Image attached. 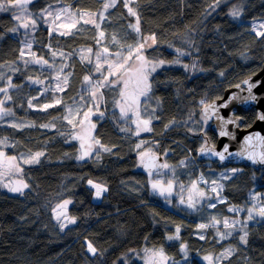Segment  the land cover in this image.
<instances>
[{
    "label": "trees",
    "instance_id": "trees-1",
    "mask_svg": "<svg viewBox=\"0 0 264 264\" xmlns=\"http://www.w3.org/2000/svg\"><path fill=\"white\" fill-rule=\"evenodd\" d=\"M103 3L104 0H33L28 11L37 18V25L27 31L29 39L25 41L26 30L9 31L18 24L14 19L16 10L0 12V71L4 72L0 87L9 82V77L16 86L9 88L11 100H5L4 93L0 100H5L4 107L11 109V118L18 117L32 125L14 128L11 123L0 121V141H5L0 150L18 158L44 153L39 163H20L22 179L28 184L23 194L0 189V264H143L138 259L141 251L161 248L172 261H177L184 256L181 244L187 247L188 264H207L200 257L211 255L214 259L227 247L235 249L232 255L213 260L212 264H264V219L246 221L245 227V210L241 214L229 211V207L243 208L248 204L251 191L260 193L264 204V170L238 166V171L228 179H219L223 202L215 208L189 212L164 206L150 192L146 172L136 168L141 159L139 153L152 152L163 155L175 174L184 180L202 173L210 181L215 176L207 169H222L214 163L206 165L195 160L199 147L215 142L209 127L199 120L200 102L221 97L226 88L261 67L264 35L257 36L250 21L264 18V0H222L207 15L216 0H136L131 4L140 16V36L154 33L157 37L158 43L147 48L145 56L171 62L177 59V48L186 55L179 57V65L166 63L150 77L152 98L144 107L150 112V101H159L154 108L159 119L152 121L150 132L137 136L133 134L136 125L132 121L122 123L115 104L121 86L106 87L99 106L104 115H93V134L111 152L97 145L90 158L78 160L79 145L71 138L74 129L64 117L66 105L84 96V76L89 75L93 81V65L81 61L77 50L107 47L115 53L119 45L111 43L113 35L122 44L135 45L140 36L128 24H134L136 18L129 16L123 0H118L117 6L106 13L107 19L100 21V29L79 19L69 35H62L50 33L48 25L43 24L41 10L58 4L75 13L99 12ZM234 6L241 9L238 20L228 14ZM100 31L105 37L97 44ZM23 42H32L31 52L43 56L53 67L25 64L32 57H20ZM52 52L57 53L55 58ZM183 65L189 67L185 69ZM56 74L61 79L67 77L68 83L64 91L51 94L46 87H55ZM35 80L42 83H34ZM56 99L62 104L43 107ZM241 116L242 126L248 127L255 111L250 109ZM170 121L175 123L166 129ZM120 125L128 130L120 131ZM188 157L194 162L181 166L180 162ZM88 180L105 185L101 201L92 200ZM65 200L70 201L65 209L68 217H75L76 221L61 230L59 224L64 221H57L53 209ZM213 216L221 221L217 225L221 232L227 231L223 228L224 218L241 223L233 235L220 239L216 228L197 227L209 223ZM177 227L179 239L168 240V236L177 235ZM241 228L248 232L246 244L240 242ZM201 235L205 239H200ZM88 242L97 249L95 255L87 252Z\"/></svg>",
    "mask_w": 264,
    "mask_h": 264
},
{
    "label": "snow or ice",
    "instance_id": "snow-or-ice-1",
    "mask_svg": "<svg viewBox=\"0 0 264 264\" xmlns=\"http://www.w3.org/2000/svg\"><path fill=\"white\" fill-rule=\"evenodd\" d=\"M33 0H7V3L0 2V12H9L16 10L14 13V19L17 21H20L18 26L13 27L9 29V31L16 33L18 32L21 28L25 29V35H27V30L28 29H35L37 25V18H34V14L32 12L28 11V5L32 3ZM136 0H123V6L124 8L127 9L128 15L133 16L136 18V22L128 24V28L133 30L135 33H137L138 36H140L141 29H140V16L138 12L131 7L130 5L135 3ZM222 2V0H216L217 5H219ZM118 0H104V3L102 5V10L99 12H85V11H78L77 15L83 19L85 16L88 17V19H84L85 24H94L97 29H100L101 25L96 22V19L98 18L101 22L105 21L107 19L106 13L108 12L109 9L115 8L117 6ZM47 10L42 9L41 12H45ZM62 11H67V9H63ZM48 15H52L51 12L47 13ZM229 15H231L233 18H238L241 15V9L234 6L233 9L230 11ZM42 18V17H41ZM57 19L60 18L59 15L56 17ZM79 23V20H74L71 23L62 25V27L66 29H75ZM261 27H264V24L261 25ZM55 29L50 28V33L54 31ZM62 35H69L70 31H65L61 33ZM257 36H262L264 33H261L260 31L256 32ZM105 37V33L103 31H100L98 33V39H97V44L101 42ZM148 40H151V44H148ZM111 43L114 45H119V51L115 53H111L107 47L103 48L102 53H97V61L95 63V72L101 73L103 76L102 80L97 81L96 85H93V87L89 90V96L92 100H100L103 98V94L99 92L100 88L104 87H120L121 84L124 85L123 88L120 89L119 93V99L115 101V104L117 107L120 108L121 116L127 120L131 118L129 116V113L132 114V116L135 117L133 120V123L136 125V131L133 133L134 135L139 136L141 132H150L152 131L151 124L154 119H159L158 116L155 115V109H152L151 112L147 110V108H143L142 111V106L146 103V101L151 99V93H152V88L153 85L150 81V77H152V73H155L157 69L162 68L166 63H175L179 64L181 61L179 60L180 56L186 55V53L180 49L177 48V59L171 62H167L164 60H152L149 59L147 56L144 55V52L146 51L147 48L152 47V45H156L158 43L156 35L153 33L151 36H140V40L135 44H122L120 42V39L117 38L116 35H113ZM171 47V45H169ZM25 47L29 50L28 53L25 52L24 48L20 50V57H24L26 54L31 55L32 60H25V64L28 63H35L39 64L42 67L44 65H48L49 67H53V65H49L48 60L44 59L43 56H37L36 53L31 52L32 48V42H27ZM88 52H92V49L89 48L87 49ZM127 51V55H123V53ZM57 55L56 52H52L53 58H55ZM60 55H64L63 53H60ZM83 60H88L89 63H91V60L88 57H82ZM136 62V67L129 71V65L132 61ZM103 61V63H101ZM107 66V75H103L101 72V69L104 66ZM185 69H187L189 66L188 65H183ZM195 65H193V68ZM13 71H16V69H13ZM122 74H128L129 79L125 80L123 78ZM4 78V73L0 71V79ZM31 79V78H29ZM57 88L56 91H64V87H61L60 85V77L57 76ZM84 83L85 84H91L92 80L89 75H85L84 78ZM34 83H42L40 80H35ZM64 85L66 86L68 83L67 77H64L63 80ZM132 85V90L131 92L128 91L129 85ZM244 84H246L247 87V95L240 97V96H233L231 100H240L241 103L243 104H249V103H256L260 99H264V95L258 96L253 93V89L257 88L260 86L261 83H264L262 81H257L255 83L251 82V79H247L243 81ZM16 87L11 83V77H9V85L8 87L5 88H0V93L5 94V100H11L12 97L8 95L9 88ZM237 88L240 87V85H236ZM86 99L85 96H81V100ZM219 99V97L217 98ZM5 100H0V121H2L5 117L12 116L13 113L11 109H7L4 107ZM231 100L228 102L230 103ZM201 105H202V120L207 123L209 120H211L213 117H215L216 120L219 121V136L220 137H226V136H231L232 134L226 130L227 125L229 124H236L240 117H235V118H227L225 119L224 117L220 116L219 114V107H227L228 103H225L223 105H217L215 101L212 103H207L204 100H201ZM56 104H62V101L59 99H56L53 104H45L43 107L45 109L54 107ZM157 106H159V101H157ZM29 107H32V102L29 100ZM72 115V109L68 108V115L64 117V119L68 120V123L72 125L73 129H75L76 125L73 122V119H70L69 117ZM77 115H79V110H77ZM92 115V110L91 108L89 111L84 112L83 118L79 120V123L83 126L85 122L90 123V117ZM104 113H100V116L103 117ZM142 115H147L149 118L144 119L142 118ZM257 119L260 121H264V112H259L257 114ZM175 121H170L169 124L165 125V128L167 129L170 125L174 124ZM12 127H22V125H17V124H12ZM32 126V125H29ZM49 125H42V127H48ZM91 128H95L94 124H91ZM203 131V129H202ZM71 138L73 139H81L83 141V136L77 135V136H72ZM93 142L96 145H100V148L103 149L105 152H111L110 148H107L100 144L99 140H95L93 137ZM248 141H251L253 139L252 136H249L246 138ZM255 139L260 140L262 143H264V137H260L259 134L256 135ZM5 143V141H0V144ZM143 143V142H142ZM83 147V144H82ZM137 149L141 147L140 144H138ZM200 152L202 154H210L212 156L219 157L221 161H224L225 159L231 157L234 155L233 153H230L228 151V146L225 145L224 149L222 151H216L212 148H207V147H202L200 149ZM99 153V149L97 150V155ZM92 154V148L91 146L87 151H83L80 156L77 157L78 160H84L86 157L90 158V155ZM242 153H237L235 155H241ZM44 155L43 152H36V153H31L28 155L26 159L23 160L24 163L26 164H34V163H39L40 157ZM141 157V163L143 166L147 169L149 177L153 176H160L163 175L162 170L164 169H170L171 166L167 163H158L157 162V157L155 156L154 153H144L141 152L139 153ZM0 157H5V153L0 150ZM249 158L255 160V155L253 153H249ZM17 158L16 157H7L8 161H15ZM260 161L264 162V154H261L260 156ZM185 162L182 161L181 164H184ZM0 167H3V162L0 161ZM13 169H15L17 172L21 171L16 164H9L8 165V172L12 173ZM232 173H235L238 171V169H231L230 170ZM229 177L227 174L222 175V179H228ZM172 183L173 181L169 180L167 182V187H164L160 180L158 179H153L151 180V188L154 193L158 192L161 196H165V199H167V196L165 193H170L172 190ZM89 185H92L96 189L95 195L97 197H100L101 193L103 191H106L103 186L99 184H94L93 181L89 180L88 181ZM212 187H211V193H215L216 196L215 198L211 197L208 193H206L203 190H196L197 189V184L195 181H193L192 184V189L196 190L195 195H189L187 201H185L183 198L181 199L180 203L185 204L188 209L192 211H197V204H200L201 201L207 202V207L209 208H215L216 207V202H213V199H215L217 202H223L222 199L220 198V194L223 190V185L220 184L218 181L213 180L211 182ZM5 187H9V190L12 192H18L23 194V190L28 187V184L24 183L23 181L17 182L14 186L10 185H4ZM260 194H253L250 199L252 201H257L259 199ZM70 203V201L65 200L61 204H57L56 207L53 209V214L57 221H64L60 222L59 227L61 230H64L68 224H74L76 221L75 217H68L65 209L67 205ZM229 211L231 212H236L238 211L237 208L232 207L229 208ZM248 216H247V221H255L259 217L260 219H264V204H258V203H253L252 207L248 208ZM221 221L217 219L215 216L211 218L209 223L207 224H199L197 227L199 229H207L209 227L216 228L217 230V235L219 236L220 239H225L227 236L233 235V232L236 230V226L240 224V221L232 220L229 221L228 218H224L223 220V228L227 231L221 232L219 228H217V225H219ZM245 227L247 225V222L245 221ZM180 229L177 227V235H170L167 237L168 240H175L179 239L178 233ZM240 231L243 232V235L240 236V242L246 244L247 243V236L248 232L244 230V228H241ZM200 239H205L203 235L200 236ZM181 252L184 253L185 258H187L188 252H187V247L184 244H181L180 246ZM235 249L233 248H228L225 249L223 253L220 254V256L216 257L217 260L221 258H227L228 256L232 255V252ZM87 251L89 253H92L93 255L96 254L97 249L93 246L91 242L87 243ZM145 255L148 257L145 260V264H169V261L171 260L170 257H168L163 249H145ZM205 261H208L209 264H212L213 262V257L211 255H205L203 257ZM171 264H177L175 261H171Z\"/></svg>",
    "mask_w": 264,
    "mask_h": 264
},
{
    "label": "rangeland",
    "instance_id": "rangeland-1",
    "mask_svg": "<svg viewBox=\"0 0 264 264\" xmlns=\"http://www.w3.org/2000/svg\"><path fill=\"white\" fill-rule=\"evenodd\" d=\"M217 6H219V5H217V3L214 4L213 6H211L210 9L208 10V12H206L205 15H207L208 13H211L212 11H214ZM236 7H238V6H236ZM63 9H67V11H62ZM232 9H233V7L230 8L228 14L230 13V11ZM46 10L47 11L41 13V14H43V16L45 18V20L43 21V24L45 23V25H48L49 29L50 28L51 29H55L54 31L57 32V33H60V34L63 33V32H65V31H70L71 32V30H72V29L71 30L66 29V28L62 27V25L71 23L74 20H79V19L81 20V18L77 15V13H75L74 11H72V10H70L68 8L62 7V6L58 5V4L57 5H53L52 4ZM48 12H51L52 15H48L47 14ZM57 15L60 16L59 19L56 18ZM229 16L231 18H233L231 15H229ZM84 19H88V17L85 16L82 20L84 21ZM233 19L238 20V19H240V17L233 18ZM96 22L97 23H100V20L97 18L96 19ZM17 23L19 24L20 21H17ZM250 23H251V28H252L253 32L256 33L257 31H260L262 33L264 31V27H261V25L264 24V18H258L256 20H251ZM18 24H17V26H18ZM21 30H24L25 31V29H23V28H21ZM30 30H33V29L30 28L27 31H30ZM28 35L29 34L24 35V37H23L24 41H25V39H29V38H26V37H28ZM147 36H151V35H147ZM147 36H145V37H147ZM26 43L27 42H23L22 43V46H23L25 52L28 53V50L25 47ZM147 43L148 44H151V40H148ZM152 46H154V45H152ZM89 48L90 47H82V48H79L77 50V55L81 59V61H82V57H88L91 60V63H89L88 60H83V62H85L87 64H90V65H93V69L91 70V75L93 77V81H92L91 84H85L84 85V96L86 97V99L81 100V97H78L76 99L77 101L75 100L73 103H69V104L66 105V116L68 115V108H71L72 109V115L69 118L70 119H73V122L76 125L72 136H77V135L83 136V141L81 139H75L78 142V145H79L78 146L79 147L78 156H80L83 151H87L90 146H91L92 150H94L96 148L97 145L93 142V139H92L93 137L95 138V136L93 134L94 130H93V128H91V124H93V119L92 118H93V115H95L96 113H102V111L99 110V106L101 108L102 99H100V100H92L90 98V96H89V90L93 87V85H96L97 84V81L103 79V76H99V75H101V73L95 72V63L97 61V53H102L103 50L97 49V48L96 49H92L91 48L92 49V52H88L87 49H89ZM127 54H128L127 51H125L123 53V55H127ZM25 56L28 57L29 54H26ZM28 60H29V57H28ZM31 60H32V58H31ZM31 60H29V61H31ZM101 63H103V61H101ZM179 64H177V65H179ZM136 66H137L136 65V62L133 60L130 63V65H129V71H131L132 69H134ZM101 72L103 73V75H107L108 74L107 73V66L106 65L101 69ZM122 75H123V78L125 80H128L129 79V75L128 74H122ZM57 76H59V75L56 74L54 76V78H53V84H54L55 87L54 88H51L50 86H47L46 87V90L51 91V94H55V92H57L56 91V88H57V79H56V77ZM63 80L64 79H61L60 78V85H61V87H64L65 88V85L63 83ZM8 85H9V82H6L0 88L8 87ZM120 86H121V88L124 87L123 84H121ZM105 88L106 87L100 88L99 89V92L101 93ZM128 91L130 92V90H128ZM0 95H3V93H0ZM151 98H152V96H151ZM89 99L91 100V102H90ZM150 102H152V106H153L152 109L158 107L157 106V100L156 99H152V101H150ZM91 104H93L94 106L91 105ZM90 108L92 110V115L90 117V123L85 122V124L82 126L79 123V120L83 118L84 112L89 111ZM116 108H118V110H119L118 118L122 121V123H126V122L130 123L131 121L133 122V120L135 119V117L132 116L131 113H129V116L131 118L125 120L121 116L120 108L117 107V106H116ZM143 108H145L144 105L142 106V111H143ZM77 110H79V115H77ZM200 113H201V110H200ZM201 117H202V115L200 116V119L199 120L202 122V124H206V126H208L209 123L208 122L205 123L202 120ZM142 118L148 119L149 117L147 115H142ZM3 120L4 121H7V122H9L11 124H17V125H22V126L30 125V122L29 121L24 120V119H20L18 117H16V119H14L13 117L11 118L10 116H8V117H5ZM127 130H128V128L120 125V131L126 132ZM134 132L135 131H133V133ZM199 135H201V133ZM82 144H83V147H82ZM149 149L150 148H148L147 150H149ZM7 157H14V156H10V155H7L5 153V157H0V161L3 162V167H0V189L6 191L8 193H17L18 194V192H12V191H10L9 190V187H5L4 185L14 186L17 182L23 181V179H22V172L21 171L17 172L15 169H13L12 173H9L8 172V165L10 163L11 164H16V165H18V167L20 169V163L23 162V160L26 159L28 157V155L23 156V157H20V158L16 157L17 159L15 161H8L7 160ZM183 161L185 163L184 164H181V162H182L181 161L180 162L181 166H183V165H185V164H187L189 162L190 163L194 162V160H192L191 157H188L187 160H183ZM167 164H169V163H167ZM205 164L206 165H209L210 162H206ZM234 168L235 169H239V167H237V166H225V167H222V169H220V170H215L213 168H208L207 170H208V172L214 174L215 177H214L213 180H216V181H218L220 183L219 179L222 178V175L223 174H227L228 177H230L231 175L234 174V173H232L230 171L231 169H234ZM162 172H163V175L153 176L151 178L149 177L148 172H146V175H147V184H148V188H149L150 192H152L154 195L158 196L159 199L162 201V204L164 206L168 207V208L177 209V210H184V211H189V212H195V211H192V210L188 209L187 206H186V203L185 204H181L180 201H181L182 198L185 201H187L189 195H195L196 190H203V191H205L206 193H208L213 198H215V196H216L215 193H211V187H212L211 182L213 180L208 181L202 173H199V175H197L194 178H191V179H186L185 178V180H184L183 178H181L177 174H175V171H173L172 167L170 169H164V170H162ZM153 179L160 180L161 184L164 187H167V182L169 180L173 181L171 192L170 193H165V195L167 196V199H165V196H161L158 192H156V193L153 192V190L151 188V180H153ZM91 181H93V180H91ZM193 181H195L196 184H197V189L196 190L192 189ZM93 183L94 184H99V185L103 186V188H105V185H103L100 182L93 181ZM87 185H88L89 188L92 189V200L94 202L101 201L102 196L105 193V191H103L101 193L100 197H97L95 195L96 189L92 185H89L88 182H87ZM253 194H257V193L254 192V191H251L250 192L248 204H246L243 208H240V207L237 208L239 214H241L243 212V210H245L246 216H248V211L247 210H248V208L252 207L253 203L263 204V202L261 200L262 198L260 197V195H259V199L257 201H255V202L252 201L250 199V197ZM258 194H260V193H258ZM220 198L222 199V201L224 200V198H223V196L221 194H220ZM213 202H216V204L220 203V202H217L215 199H213ZM202 207L207 208V209H211V208L207 207V202H205V201H201L200 204H197V209L198 210L200 208H202ZM199 212H197V213H199ZM228 219H229V221L232 220L230 218H228ZM245 221H247V220H245ZM228 248H230V247H227L226 249H228ZM89 254L91 255L92 253H89ZM147 258L148 257H146L145 251L144 250L141 251L140 252V256H138V259L143 264H145V260ZM200 258H201L200 259L201 261L207 262V264H209L208 261H205L202 257H200ZM213 260L214 261L217 260L216 257ZM171 261L172 260L169 261V264H171ZM175 262H177V264H188L189 259H188V256H187V258H185V256H183L180 260H177Z\"/></svg>",
    "mask_w": 264,
    "mask_h": 264
},
{
    "label": "water",
    "instance_id": "water-1",
    "mask_svg": "<svg viewBox=\"0 0 264 264\" xmlns=\"http://www.w3.org/2000/svg\"><path fill=\"white\" fill-rule=\"evenodd\" d=\"M251 79L252 83L257 81L264 82V61L261 67L255 73L243 78L240 83L235 84L229 88H226L219 99H214L208 103L215 101L217 105H223L228 103L233 96H246L247 95V85L243 81ZM236 85H240L239 88ZM253 93L258 96L264 95V83H261L259 87L253 89ZM254 109L255 117L253 122L248 127L243 125V117L241 116L242 112ZM220 116L227 118L240 117L236 124H229L226 127V130L230 132L231 136L220 137L219 136V121L213 117L208 121L209 130L215 138L214 143L207 142L195 151V160L214 163L216 167L222 168L225 166H239V167H250L255 171L264 170V162L260 161L261 154H264V143L260 140L255 139L256 135L259 134L260 137H264V121L257 119V114L259 112H264V99H260L256 103L243 104L240 100H231L228 103L227 107H219L218 109ZM202 115V108H201ZM252 136L253 139L248 141L246 138ZM228 146V151L233 153L231 157L221 161L219 157L212 156L210 154H202L200 149L202 147L212 148L216 151H222L225 147ZM255 155V160L249 158V153ZM152 153V152H151ZM237 153H242L241 155H235ZM157 157L158 163H164V157L161 154L154 153ZM138 170L147 171V169L141 163L136 167Z\"/></svg>",
    "mask_w": 264,
    "mask_h": 264
},
{
    "label": "flooded vegetation",
    "instance_id": "flooded-vegetation-1",
    "mask_svg": "<svg viewBox=\"0 0 264 264\" xmlns=\"http://www.w3.org/2000/svg\"><path fill=\"white\" fill-rule=\"evenodd\" d=\"M128 90H130V92H131V90H132V85H131V83H130V85H129ZM164 163H166L165 159H164Z\"/></svg>",
    "mask_w": 264,
    "mask_h": 264
}]
</instances>
